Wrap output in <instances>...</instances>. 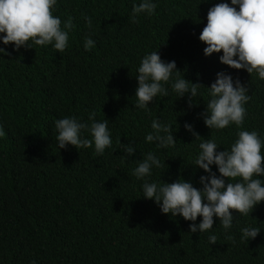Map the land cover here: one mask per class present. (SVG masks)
Wrapping results in <instances>:
<instances>
[{"label": "trees", "instance_id": "trees-1", "mask_svg": "<svg viewBox=\"0 0 264 264\" xmlns=\"http://www.w3.org/2000/svg\"><path fill=\"white\" fill-rule=\"evenodd\" d=\"M141 2L57 0L53 15L62 22L71 16L76 25L62 53L52 45L16 51L0 42L10 53L0 55V126L6 133L0 137V264H264V202L248 216L234 213L227 232L233 244L216 217L212 229L191 233L192 221L162 214L143 197L144 180L133 175L152 152L161 167L145 180L162 185L184 179L201 189L207 173L193 166L201 142L214 139L217 151L230 150L240 130L257 131L264 141V80L220 63L222 52L205 56L199 40L209 8L231 0H152L155 14H140L132 23L133 5ZM88 37L95 47L86 51ZM154 51L175 61L180 72L164 85L168 96L158 95L142 110L135 107V77L142 58ZM221 71L251 96L240 129L233 123L211 130L200 115L210 100L206 86ZM177 76L204 85L192 107L171 87ZM91 112L96 122L108 120L111 146L103 155L94 154V144L59 149L55 121L76 117L90 125ZM153 120L172 125L174 147L146 142ZM81 138L92 139L91 133L82 130ZM125 144L135 148L134 156L125 158ZM244 227L261 231L243 242ZM212 234L216 244L209 243Z\"/></svg>", "mask_w": 264, "mask_h": 264}, {"label": "clouds", "instance_id": "clouds-1", "mask_svg": "<svg viewBox=\"0 0 264 264\" xmlns=\"http://www.w3.org/2000/svg\"><path fill=\"white\" fill-rule=\"evenodd\" d=\"M56 3L57 0H0V34H4L0 35V42L14 45L16 51L22 47L33 48V45H52L57 52H64L68 47L69 32L76 25L71 16L62 22L53 15ZM156 8L157 4L152 0H142L140 4L133 5L131 22L138 23L140 14L154 15ZM84 19L91 28V17L84 15ZM199 40L206 45L203 50L205 56L222 52L220 63L232 69L246 70L250 76L256 73L260 80H264V0H231L230 4H215L208 10L207 23ZM83 46L86 51L91 50L95 41L85 38ZM0 55L10 53L0 47ZM174 72H180L175 61H163L157 51L145 55L135 77L138 81L135 107L148 110L158 95L167 97L168 90L164 85L172 79ZM201 86L204 85L178 76L171 85L178 98L187 95L189 107L194 105L193 98L198 95ZM206 87L210 100L206 111L200 114L204 124L217 131L233 123L240 129L247 115L245 105L251 100V96L247 95L248 87L239 79L234 81L230 74L223 71L218 72L215 81ZM88 120L90 125L76 117L57 119L55 128L59 149H65L69 144L76 149L91 148L94 144V154L103 155L112 144L108 120L96 122L95 112L89 114ZM151 128L146 142L155 143L163 149L175 146L172 125L153 120ZM184 128L195 138L200 137L191 124L185 123ZM82 130L89 131L92 139L81 138ZM5 135L0 126V137ZM237 137L230 150L217 151L219 147L214 139L199 144L200 151L193 166L207 173L200 177L201 189L184 179L162 185L145 180L152 175L154 166L161 167V161L149 152L133 170L138 180H144L143 197L154 200L162 214L171 217L179 215L186 221H192L189 225L191 233L212 229L214 217L218 218L226 239L235 244V238L227 235L233 226L234 213L248 216L256 205L264 202V181L257 178L264 177V155L261 154L264 141L257 131L240 130ZM124 152L126 158L134 156L136 150L131 144H125ZM212 165L216 166L219 175L212 170ZM197 217H202L198 224L195 223ZM260 231L257 227L242 228L241 241L255 239ZM208 239L210 244L217 242L215 234Z\"/></svg>", "mask_w": 264, "mask_h": 264}]
</instances>
